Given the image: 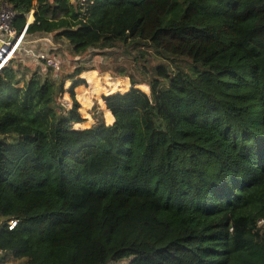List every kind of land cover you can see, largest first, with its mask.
Segmentation results:
<instances>
[{
    "label": "trees",
    "instance_id": "trees-1",
    "mask_svg": "<svg viewBox=\"0 0 264 264\" xmlns=\"http://www.w3.org/2000/svg\"><path fill=\"white\" fill-rule=\"evenodd\" d=\"M3 5L130 87L82 128L92 64L0 69V264H264V0Z\"/></svg>",
    "mask_w": 264,
    "mask_h": 264
},
{
    "label": "rangeland",
    "instance_id": "rangeland-1",
    "mask_svg": "<svg viewBox=\"0 0 264 264\" xmlns=\"http://www.w3.org/2000/svg\"><path fill=\"white\" fill-rule=\"evenodd\" d=\"M47 41L42 42L39 47L41 51L56 65V71L61 69L69 70L70 68L76 66V62L82 63L84 67H90L89 65H93L96 67L95 70H88L84 72L80 77L85 78L88 81L87 88H83L81 92V88L79 89L80 97L79 102L81 103L80 113L88 114V117L92 118V114L98 115L99 109L103 106L102 97L113 94V93H121L126 88L130 87L129 81L127 78H119L113 76L109 72L101 71L99 68H104L110 63V60L107 59L109 62L105 64L103 62L104 59L100 56H94L93 58L86 57L85 60H79L80 58L77 57L74 61L71 62L68 53H67V44L64 41L54 40L51 36L46 37ZM166 47L173 49L176 47L177 50H180L186 53L189 48H193L194 50L203 49L206 47V44L201 40H193L190 41L188 44H177L173 41H168ZM28 50V48H27ZM25 53V52H24ZM26 54V53H25ZM111 64V63H110ZM138 88L146 93L148 90L144 86H138ZM67 96L64 97L66 100ZM93 119V118H92ZM100 120L105 119H99ZM96 123V122H95ZM94 123V124H95ZM106 124V122H105ZM107 125V124H106ZM109 126V125H108ZM7 264H15L12 260H9ZM123 264V262L119 263Z\"/></svg>",
    "mask_w": 264,
    "mask_h": 264
},
{
    "label": "built area",
    "instance_id": "built-area-1",
    "mask_svg": "<svg viewBox=\"0 0 264 264\" xmlns=\"http://www.w3.org/2000/svg\"><path fill=\"white\" fill-rule=\"evenodd\" d=\"M14 17V13L5 5L0 7V69L10 60L15 58L18 51L22 50V44L25 36V28L16 36L11 29L10 24ZM25 52L36 61H46L48 66L56 69L53 63L42 51L34 49H26ZM2 55H5L2 57ZM16 221L11 220L8 224V229L12 230L16 226ZM261 223V222H260Z\"/></svg>",
    "mask_w": 264,
    "mask_h": 264
},
{
    "label": "crops",
    "instance_id": "crops-1",
    "mask_svg": "<svg viewBox=\"0 0 264 264\" xmlns=\"http://www.w3.org/2000/svg\"><path fill=\"white\" fill-rule=\"evenodd\" d=\"M32 21H33V14L31 13V15L29 16V18H28V20H27V24H30V23H32ZM44 41H47L46 40V37H41V36H39V37H34L31 41H23V44H22V49H23V47L25 48V50L27 49V48H29V49H34V50H36V49H38V50H36V51H39V49L41 50V48L39 47V45L42 43V42H44ZM24 50V51H25ZM33 59V58H32ZM35 60V59H34ZM83 78V77H82ZM85 79V78H84ZM89 87V86H88ZM81 88V92H83L82 91V89L83 88H85V87H78L77 89H76V96H77V99L80 97V92H79V89ZM129 89V87L128 88H126L124 91H122L121 93H123V92H125V91H127ZM78 101H79V99H78ZM82 108V107H81ZM100 114V116L102 117V118H104L105 119V122H106V124L107 125H112V123H113V118H112V116L110 115V113H109V111H107L106 110V108H105V106L103 105V106H101L100 107V109H99V113H98V115ZM81 115H82V117H84L85 119H86V122L84 123V124H82L81 125V127L82 128H88V127H90L91 125H93L96 121H97V119L100 117H95V116H93V114H92V118H90V116L88 117V114L86 113V114H82L81 113Z\"/></svg>",
    "mask_w": 264,
    "mask_h": 264
},
{
    "label": "water",
    "instance_id": "water-1",
    "mask_svg": "<svg viewBox=\"0 0 264 264\" xmlns=\"http://www.w3.org/2000/svg\"><path fill=\"white\" fill-rule=\"evenodd\" d=\"M5 55H2V57H4Z\"/></svg>",
    "mask_w": 264,
    "mask_h": 264
}]
</instances>
